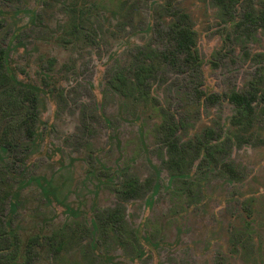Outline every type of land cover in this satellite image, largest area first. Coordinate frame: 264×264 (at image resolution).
Returning a JSON list of instances; mask_svg holds the SVG:
<instances>
[{"label":"rangeland","instance_id":"obj_1","mask_svg":"<svg viewBox=\"0 0 264 264\" xmlns=\"http://www.w3.org/2000/svg\"><path fill=\"white\" fill-rule=\"evenodd\" d=\"M167 6L188 15L199 64L173 47ZM249 9L264 0H242L230 16L214 0H0L9 84L38 98L29 140L19 111H0V134L12 123L19 144L0 151V227L18 246L0 264H25L30 236L39 243L26 264H264V101L250 125L234 126L227 98L264 90V24L246 22ZM138 47L164 56L146 94L126 98L108 77ZM160 112L183 143L211 128L218 152L188 149L184 176L172 177ZM128 175L150 187L123 203L119 230L102 232L94 213L118 202Z\"/></svg>","mask_w":264,"mask_h":264},{"label":"trees","instance_id":"obj_2","mask_svg":"<svg viewBox=\"0 0 264 264\" xmlns=\"http://www.w3.org/2000/svg\"><path fill=\"white\" fill-rule=\"evenodd\" d=\"M240 1L242 0H214L222 14L228 16H230L231 10ZM167 8L170 11L169 15L174 19V22L169 28V36L171 41H173V47L188 60L199 64L200 60L195 42V31L188 24V15L173 6H167ZM243 16L244 20L251 25L264 24V9L258 11L249 9ZM163 56L164 53L161 51L158 52L151 48L144 49L138 47L136 55H134V60L129 66L122 65L110 72L108 77L110 87L126 98L134 96L135 93L146 94L148 80L154 77L157 69L156 64ZM9 83L10 75L5 69L3 54L0 52V111L5 115L7 110H18L20 116L16 128L21 129L25 137L29 140L34 135L38 110L36 92L33 89H14ZM253 88L254 86L252 90L245 93L234 90L228 93L227 98L235 107V113L230 118L232 125L248 126L251 124L254 113V102L256 99L264 101V90L257 91L255 89L253 90ZM214 96H212V100H214ZM160 116L161 122L159 123V129L166 148V159L163 163L172 177L174 175H180L181 178L184 176L186 166L185 154L188 149L191 148L198 154L203 152V154L209 157H213V153L218 152L220 143H212L213 130L211 128H205L202 134L198 135L194 143L191 140L183 143L180 137L175 134L176 126L173 125L167 113L162 112ZM12 127V123H7L1 129V152L8 153L12 148L19 145L11 137ZM224 168L230 176H234L235 169L230 164L224 163ZM149 187L150 184L147 180H140L136 176L129 175L124 177L113 189L118 202L111 208L99 209L94 213L96 227L98 229L100 228L102 232L119 230L124 223L123 203L144 195ZM3 193L8 195L6 190ZM4 199L5 195L0 196L1 201ZM8 234V223L5 221L3 227H0V254L1 252L4 253L7 251L8 256L4 257V259L10 261L17 256L18 246L16 243L14 244V236L11 235L12 233L10 235ZM15 240L17 239L15 238ZM37 243H39L37 236H30L26 239L23 259L25 264L33 257V246Z\"/></svg>","mask_w":264,"mask_h":264}]
</instances>
